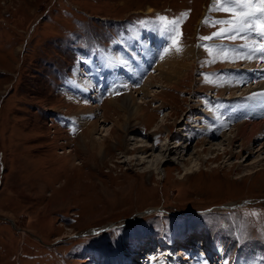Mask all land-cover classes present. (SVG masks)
<instances>
[{"label":"rangeland","instance_id":"1","mask_svg":"<svg viewBox=\"0 0 264 264\" xmlns=\"http://www.w3.org/2000/svg\"><path fill=\"white\" fill-rule=\"evenodd\" d=\"M210 3L0 0V264H122L132 250L152 254L149 245L158 246L153 240L166 237L160 245L174 241L177 247L174 237L188 234L201 246L204 233L215 234L218 253L238 249L244 256L228 255L230 262L264 264V202L214 210L221 203L237 207L249 197L264 198L261 139L250 143L251 132L240 136L252 155L239 140L232 151L226 144L241 121L262 122L264 108L255 104L259 111L253 115L225 108L260 96L264 60L207 51L202 38L228 27L205 23ZM212 3L217 12L221 2ZM149 12L182 19L183 53L164 60L166 53L162 68L161 60L143 86L121 97L89 102L86 77L85 86L73 83L82 89L77 97L67 94L59 74L71 81L82 73L76 44L89 42L95 50L94 36L107 43L127 21L141 19L135 26L143 25ZM196 43L202 49L198 61ZM110 55L118 58L116 49ZM58 116L76 118L79 125L62 127ZM146 210L151 213L142 214ZM110 224L115 229L79 237ZM169 249H154V258ZM176 252L153 263L204 261L201 251L193 259Z\"/></svg>","mask_w":264,"mask_h":264},{"label":"snow or ice","instance_id":"2","mask_svg":"<svg viewBox=\"0 0 264 264\" xmlns=\"http://www.w3.org/2000/svg\"><path fill=\"white\" fill-rule=\"evenodd\" d=\"M221 10L232 13L231 18L216 20L217 24L228 25L213 33L211 36L203 37L204 40H212L213 38H223L228 36L229 39L235 40L237 36L234 33L251 32L256 34L261 41H264V0H221L219 4ZM163 20V18H159ZM140 23H146L141 21ZM179 20H173L170 25H165L166 31L174 41L175 28ZM208 23V20H205ZM247 49L242 55L235 52L233 55H226V59H253L259 58L264 60V42L257 43L255 40L242 46ZM177 50H180L177 48ZM126 87V85H125ZM257 95H264L258 93Z\"/></svg>","mask_w":264,"mask_h":264},{"label":"bare ground","instance_id":"3","mask_svg":"<svg viewBox=\"0 0 264 264\" xmlns=\"http://www.w3.org/2000/svg\"><path fill=\"white\" fill-rule=\"evenodd\" d=\"M153 8H151L150 7V9L149 10H152ZM188 54V53H187ZM194 55V54H193ZM164 61L162 60V62H161V64H160V66H159V68L161 67H163L164 66ZM170 66V65H169ZM179 68V67H178ZM182 68H184V66L182 67ZM169 69V68H168ZM172 69V68H171ZM174 69V68H173ZM172 69V70H173ZM183 70V69H182ZM181 70V71H182ZM188 70V69H187ZM165 72H166V70H164ZM183 73V72H182ZM158 74H161V73H158ZM163 74H165L164 72H163ZM161 76H162V74H161ZM129 99H130V101L129 102H131V104L132 105H130V106H134L135 104L133 103V101L135 100L134 99V97L130 94V96L128 97ZM126 109V108H125ZM135 112V111H134ZM209 112V111H208ZM246 113V112H245ZM256 114V113H255ZM248 115V114H247ZM239 116H243V115H239ZM248 116H251V115H248ZM238 117V116H237ZM253 118V117H252ZM236 119V118H235ZM239 119V118H238ZM258 119V118H257ZM244 120H245V118H244ZM250 121V120H249ZM242 122L241 121V123H238L237 125H235V129H234V131H232V132H235V134H233L234 136H228V138H226V144H227V146H228V148H230V151H232L233 149H232V145H235V141H237V140H239L240 142H239V145L238 146H240V147H242V146H244V147H246L247 146V144H244V143H242L243 142V138L241 139V137L240 136H243L244 135V132H251V135H252V137H250V139L247 141V142H250V143H252V141L254 142V139H256L255 141H258V140H260V144H259V148H258V151H260V152H264V120L262 121V122H259V121H252V122ZM110 135V134H109ZM246 135V134H245ZM248 139V138H247ZM242 141V142H241ZM168 144H170V142L168 143ZM167 146V145H166ZM249 146H251L250 144H248V147L247 148H249ZM168 147V146H167ZM244 147H242L243 149H244ZM235 148V147H234ZM247 148H245V149H247ZM144 149V148H143ZM250 150H249V152H250V155H252L253 154V151H252V148H249ZM239 154V153H238ZM149 156H151V154H149L148 155V157ZM196 230V229H195ZM194 230V235H197L198 234V232L197 231H195ZM198 230V229H197ZM205 234V233H204ZM207 235V234H206ZM210 233L208 234V237H207V242H205V243H203V244H208L207 246H208V248L207 249H210V247H212L213 246V243L211 244V238H210ZM203 237V236H202ZM175 239H176V241L177 242H179V246L180 245H182V247L181 248H179V246H177L176 247V245H174V241H172V242H170L169 244H165V246L166 245H169L170 246V244L171 243H173V245H172V250L173 249H176V253H181V255L185 252V254H186V257L187 258H191V257H194V258H199V257H201V254H200V252H197V251H195V250H197V248H195V247H192V246H186V244H188V245H191V239H189V240H187V238L185 239L184 237H182V236H178V237H175ZM150 241L152 240V238H150L149 239ZM187 240V241H186ZM163 240H162V238H159V240H157V241H155V240H153V241H151V242H162ZM184 242V243H186V244H180V242ZM154 244V243H153ZM211 244V245H210ZM164 246V247H165ZM164 247H162V248H164ZM160 248V247H159ZM179 250H181V251H179ZM189 251H191V252H189ZM196 252V253H195ZM154 255H158V253H153ZM198 254V255H197ZM144 256H146V254H144ZM134 259V258H133ZM191 259H193V258H191ZM128 262V261H127ZM126 262V264H128ZM204 262H205V260H204Z\"/></svg>","mask_w":264,"mask_h":264},{"label":"water","instance_id":"4","mask_svg":"<svg viewBox=\"0 0 264 264\" xmlns=\"http://www.w3.org/2000/svg\"><path fill=\"white\" fill-rule=\"evenodd\" d=\"M236 206H239V205H236ZM240 206H242V205H240ZM235 207V206H234ZM234 207H231V208H234Z\"/></svg>","mask_w":264,"mask_h":264}]
</instances>
